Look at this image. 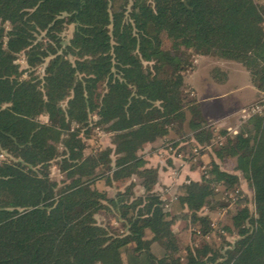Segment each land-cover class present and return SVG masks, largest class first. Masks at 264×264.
Instances as JSON below:
<instances>
[{"label":"trees","instance_id":"obj_1","mask_svg":"<svg viewBox=\"0 0 264 264\" xmlns=\"http://www.w3.org/2000/svg\"><path fill=\"white\" fill-rule=\"evenodd\" d=\"M163 33L176 38L168 47ZM192 57L241 64L260 97L264 0H0V264H264V116L216 154L235 158L254 192L253 208L239 198L228 211L222 230L237 238L219 247L206 240L213 227L202 211L223 208L239 174L212 161L201 181L164 201L159 168L140 154L172 133L189 154L215 140L185 92ZM91 126L112 147L87 155ZM99 179L122 187L111 197L94 188ZM102 212L121 231L98 223ZM180 221L194 229L185 255Z\"/></svg>","mask_w":264,"mask_h":264},{"label":"rangeland","instance_id":"obj_2","mask_svg":"<svg viewBox=\"0 0 264 264\" xmlns=\"http://www.w3.org/2000/svg\"><path fill=\"white\" fill-rule=\"evenodd\" d=\"M73 31L74 26L67 28L64 33L66 40L73 35ZM163 38L166 47L170 46L171 41L176 39L169 33H163ZM192 63V69L185 75V82L188 84L185 92L190 99L197 100L198 95V101L204 110V115L219 117L218 119L207 118V126L215 131V140L211 145L205 147L206 150L204 152H201L198 147H194L192 148L193 153L189 154L187 152L183 153V151L180 152L178 147L174 148L172 146L173 140H179L172 133L170 138L145 145L140 154L148 161L150 166L159 168L160 179L155 187V191L161 195L164 201L174 198L178 186L190 179L195 180L198 174L200 175L199 181H201L203 175H206L209 171L208 169L211 168L212 161L216 160L215 162L226 172L239 174L241 179L240 188L235 193L232 191L228 192L224 203L225 206L212 213L207 209L202 211L204 215H211L213 227V232L208 234L206 240L215 242L219 247L222 245V242H234L237 238L230 231L226 232L222 230L227 222L228 211L236 208L239 198L242 200L247 199L246 202H243V206L246 205L249 208H253L254 192L241 172L235 169L236 159L231 156L219 159L216 154L223 151V148L225 149L226 145H228V141L239 134L242 128L248 124L250 118L246 116L245 111L255 105V103H258L259 97L257 96V89L250 81V74L241 64L228 60H218L213 57H192ZM17 64H19L22 70L27 69L23 56L18 58ZM215 69H219L222 73L226 74H223L225 77L221 73L218 75L214 74L213 71ZM42 72V68L37 70L38 74L42 75ZM46 119V116L41 118L42 121H46ZM90 130L89 135H85L84 132L82 133L83 144L85 146L84 151L87 155L96 153L100 148L112 147V138L109 133L99 127L95 128L91 126ZM224 131L226 135L223 133ZM169 139L171 140L169 141ZM197 149L198 151L196 152ZM6 157V154L0 153V161ZM115 160L116 157L112 156L111 163ZM192 171H197V176L191 174ZM50 174L53 179H57L58 181L64 179L55 164L52 165ZM94 188L107 192V194L113 197L116 195L119 187H110L106 185L104 179H99L94 184ZM134 191L137 195H141L139 181H136ZM97 220L98 223L111 225L116 230L121 231L122 229V226L113 215L102 212L97 215ZM173 229L180 240L185 255L186 248L195 242L194 229L186 221L178 222ZM146 236L149 238L150 233L146 232ZM199 242L200 240L197 241L198 244ZM224 247H227V244ZM124 258L128 262L129 258H127L126 253L124 254Z\"/></svg>","mask_w":264,"mask_h":264},{"label":"built area","instance_id":"obj_3","mask_svg":"<svg viewBox=\"0 0 264 264\" xmlns=\"http://www.w3.org/2000/svg\"><path fill=\"white\" fill-rule=\"evenodd\" d=\"M245 114L250 119L255 116H264V93H262L261 96L259 97L258 103H255V105H253L247 111H245ZM197 151L198 149L196 150V152Z\"/></svg>","mask_w":264,"mask_h":264},{"label":"crops","instance_id":"obj_4","mask_svg":"<svg viewBox=\"0 0 264 264\" xmlns=\"http://www.w3.org/2000/svg\"><path fill=\"white\" fill-rule=\"evenodd\" d=\"M196 95H197V90H196ZM197 100H198V95H197ZM199 102V101H198ZM199 104H200V102H199ZM201 106V105H200ZM201 110H202V113H203V115H204V110H203V108H202V106H201ZM206 118H210V119H218L219 117L218 116H206V115H204ZM205 157H206V155H205ZM204 157V158H205ZM216 161V160H215ZM191 171V170H190ZM191 174H193L194 176H197V171H192V173ZM199 179H200V175L198 174V177L195 179V181H199Z\"/></svg>","mask_w":264,"mask_h":264}]
</instances>
